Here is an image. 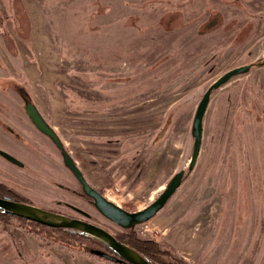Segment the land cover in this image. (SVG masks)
<instances>
[{"label": "rangeland", "instance_id": "obj_1", "mask_svg": "<svg viewBox=\"0 0 264 264\" xmlns=\"http://www.w3.org/2000/svg\"><path fill=\"white\" fill-rule=\"evenodd\" d=\"M263 58L264 0H0V119L20 131L1 133L0 149L23 163L0 156V194L46 211L81 204L26 98L87 183L128 212L186 173L152 219L111 234L152 240L176 264H264ZM244 65L211 92L188 172L202 95ZM90 239L0 214V264H125L86 253L102 251Z\"/></svg>", "mask_w": 264, "mask_h": 264}, {"label": "water", "instance_id": "obj_2", "mask_svg": "<svg viewBox=\"0 0 264 264\" xmlns=\"http://www.w3.org/2000/svg\"><path fill=\"white\" fill-rule=\"evenodd\" d=\"M259 64H264V58ZM250 68V65H244L224 73L216 81H214L202 95V98L196 107L191 126L193 150L188 164V172H190L194 168L197 157L199 155L202 141V121L209 103L211 92L220 88L231 78L247 73ZM25 111L29 119L35 125V127L40 132L48 136L59 148L62 154L63 164L72 172L75 178L79 181L82 186L83 192L89 197L93 198L96 209L105 218H107L123 230L132 229L136 225L148 222L150 219H152L164 207L168 199L180 187L183 178L186 174L183 170L177 172L169 180L162 193H160V195L150 205L140 211L128 212L108 200L106 197L99 194L86 182L83 174L75 165V162L62 145L58 135L44 121V119L37 112L36 108L31 104V102H29V100H27L26 102ZM0 156L12 164H15L19 167L23 166V164L19 160L4 151L0 150ZM0 210L4 215L17 217L19 219H23L25 221L32 222L51 229L79 230L83 235H86L103 243L113 253V255H109L106 253L94 251L93 253L100 258L116 263L122 262L125 264H150L137 251L119 242L107 231L96 226L87 224L85 222L72 219L70 217L51 211H46L30 204L16 202L5 198H0Z\"/></svg>", "mask_w": 264, "mask_h": 264}, {"label": "flooded vegetation", "instance_id": "obj_3", "mask_svg": "<svg viewBox=\"0 0 264 264\" xmlns=\"http://www.w3.org/2000/svg\"><path fill=\"white\" fill-rule=\"evenodd\" d=\"M17 94L19 95V97L22 99L21 97V91H16ZM28 99L24 98L23 99V105H22V111L24 112V115L27 118V122L31 125V127L33 128V130L38 133L39 135L45 137L46 139L49 140V142H51L55 148L57 149V151L60 153L61 158H62V154L61 151L59 150V148L55 145V143L45 134H43L42 132H40L35 125L33 124V122L29 119L28 115L26 114L25 111V107H26V102ZM30 102V101H29ZM32 104V103H31ZM33 105V104H32ZM34 106V105H33ZM35 107V106H34ZM36 108V107H35ZM37 112L40 114L39 110L36 108ZM41 115V114H40ZM42 117V116H41ZM43 118V117H42ZM3 132L9 134L10 136L13 137V139H17L18 135H19V130H13L12 128H10L7 125V122L4 121L3 119H0V134H4ZM63 145V144H62ZM1 150V149H0ZM3 151V150H1ZM5 152V151H4ZM13 156V155H11ZM14 158H16L15 156H13ZM17 159V158H16ZM18 160V159H17ZM7 161V160H6ZM9 162V161H8ZM21 162V161H20ZM10 163V162H9ZM22 163V162H21ZM62 163H63V158H62ZM12 164V163H11ZM23 164V163H22ZM15 165V164H13ZM64 165V164H63ZM76 165V164H75ZM17 166V165H15ZM19 167V166H17ZM23 167V166H22ZM64 167L66 168V170H68L72 177H74V180L76 181L77 185H78V189H72L69 187H65L64 190L70 194H73V197L76 199V201H80V205L74 204L72 203V200L70 198H68V201L66 202V207L65 209L67 210L66 213H63L62 211H51L54 213H58L67 217H70L72 219H76L82 222H85L87 224L96 226L98 228H101L105 231H107V229H109V226L115 227V228H119L120 230H123L122 228L118 227L117 225H115L113 222H111L110 220H108L107 218H105L95 207L94 205V201L93 198L89 197L87 194H85L82 190V186L79 183V181L75 178V176L72 174V172L64 165ZM87 182V181H86ZM91 186V185H90ZM92 187V186H91ZM93 188V187H92ZM96 190V189H95ZM99 194H101L102 196H104L100 191L96 190ZM0 198H5V199H9L12 201H16V202H21V203H26V204H30V202H27L26 200H23L21 198H17V197H12V196H6L4 194H0ZM85 207V208H84ZM19 219V218H18ZM32 223V222H31ZM35 224V223H34ZM38 225V224H36ZM69 231V234H76L80 237L83 238H87L86 235H83L79 230L76 229H65ZM125 231V230H123ZM108 233H110L109 231H107ZM111 234V233H110ZM113 237H115L119 242L123 243L125 240L124 236H122V234H119V237L116 235L111 234ZM124 244V243H123ZM96 246L100 247L102 249V251L106 254L109 255H113V253L111 252V250L109 248H107V246L103 245L101 242L96 243Z\"/></svg>", "mask_w": 264, "mask_h": 264}, {"label": "trees", "instance_id": "obj_4", "mask_svg": "<svg viewBox=\"0 0 264 264\" xmlns=\"http://www.w3.org/2000/svg\"><path fill=\"white\" fill-rule=\"evenodd\" d=\"M0 214H2L1 210H0ZM6 216H8V215H6ZM11 217H13V216H11ZM13 218H17V217H13ZM21 220H23V219H21ZM60 230L64 231L65 229H60ZM128 230L132 231L133 229H128ZM86 237L91 238L88 236H86ZM132 238H134V240H132ZM90 241L94 244H96V243L99 244V241L95 240L93 238H91ZM123 243L125 245L131 247L135 251H137L150 264H176V260L174 259L175 256L169 250L159 248L157 243H155L152 240L137 239L132 234H130L129 236L126 237V241H124ZM94 251H98V250L90 248L89 250L86 251V253H88L92 256L98 257L97 255H95L93 253ZM98 252L104 253L103 251H98ZM181 264H186V263H184L181 260Z\"/></svg>", "mask_w": 264, "mask_h": 264}]
</instances>
